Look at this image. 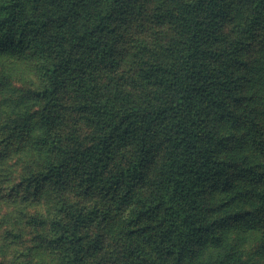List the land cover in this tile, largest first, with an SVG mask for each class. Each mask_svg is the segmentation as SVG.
I'll return each instance as SVG.
<instances>
[{"label": "trees", "instance_id": "1", "mask_svg": "<svg viewBox=\"0 0 264 264\" xmlns=\"http://www.w3.org/2000/svg\"><path fill=\"white\" fill-rule=\"evenodd\" d=\"M263 47L264 0H0L2 75L33 105L0 115L7 264H224L201 261L220 229L264 226V161L230 155L264 153Z\"/></svg>", "mask_w": 264, "mask_h": 264}, {"label": "rangeland", "instance_id": "2", "mask_svg": "<svg viewBox=\"0 0 264 264\" xmlns=\"http://www.w3.org/2000/svg\"><path fill=\"white\" fill-rule=\"evenodd\" d=\"M264 49V47H263ZM261 48L256 52L249 53V62H253L252 78L257 83L259 81L261 92L264 93V52ZM255 56V58H251ZM257 67L259 70L256 72ZM4 70L0 67V74L4 81L7 82V88L0 91V115L2 113L20 114L33 108L30 102H20L25 85L17 77L3 76ZM17 99L19 101H17ZM251 101H249L250 103ZM259 108L264 111V98H259ZM248 104V102H247ZM264 126V125H263ZM239 143L230 151L233 161L239 166L248 167L252 164H257L264 161V153L256 151L253 146L244 143V139L238 137ZM26 145V152L21 156L13 155V157L4 164V169L8 171L10 178H15L22 168L27 163L28 158H32L31 147ZM240 152L237 154L236 152ZM237 155H236V154ZM264 163V162H263ZM262 168H259L261 171ZM232 206L231 213L238 211H246L250 209L254 203L248 197L244 196L241 200L236 199ZM237 208V209H235ZM31 207L28 208L31 211ZM17 208L6 200L5 196L0 197V264H7L8 258L11 255L12 249L16 244L9 243L3 235L8 229L16 230V212ZM230 213V212H228ZM220 241L217 244L209 245L201 255L202 262L224 264H264V226L255 224L249 228L248 225L239 217L232 218L229 224L219 231ZM28 237L26 234L25 238ZM29 241L26 240V244Z\"/></svg>", "mask_w": 264, "mask_h": 264}]
</instances>
